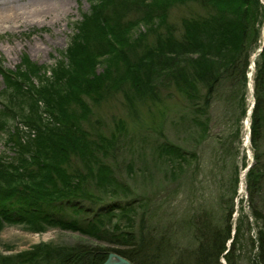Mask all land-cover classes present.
<instances>
[{"label": "trees", "instance_id": "trees-1", "mask_svg": "<svg viewBox=\"0 0 264 264\" xmlns=\"http://www.w3.org/2000/svg\"><path fill=\"white\" fill-rule=\"evenodd\" d=\"M151 6L155 10L142 17L149 29L135 39L129 37L134 22L123 16V24L112 26L103 3L92 7L67 51L75 70L62 71L55 81L28 86L25 73L0 66L6 82L3 95L10 100V105L0 103V131L6 132L11 151L10 156L0 155V226L23 224L31 231L56 226L105 243L36 248L1 264H101L108 252L132 264H222L220 258L225 264H239L243 226L248 223L243 206L236 222L231 200L220 224L205 213L188 219L184 225L191 228L192 248L175 247L171 242L175 233L153 232L137 210V204L143 208L145 201L130 197L131 188L110 164L121 130L118 126L108 135L94 130L86 98L98 104L111 93H121L130 112L136 113L137 100L163 106L176 94L186 103L188 121L198 138L207 135L210 111L218 100L232 107L241 121L250 106L248 73L251 57L261 46L264 4L261 0H162ZM172 8L186 11L176 16L170 13ZM137 11L139 5L131 12ZM102 56L107 57L100 60ZM100 62L104 68L95 73ZM119 66L121 73L115 72ZM251 86L253 164L245 174V185L250 215L263 226L251 264H264V150H259L264 146V46L254 59ZM10 117L18 118L22 127L9 125ZM155 150L170 168L179 165L177 159L185 160L181 148L163 137ZM73 159L78 165L71 164Z\"/></svg>", "mask_w": 264, "mask_h": 264}, {"label": "rangeland", "instance_id": "rangeland-1", "mask_svg": "<svg viewBox=\"0 0 264 264\" xmlns=\"http://www.w3.org/2000/svg\"><path fill=\"white\" fill-rule=\"evenodd\" d=\"M53 1L54 7L51 6L48 12L38 13L23 5L14 10H4L0 0V66L12 73H25L28 76V86L30 83L38 86L46 81H55L62 71L71 69L72 73L75 70V63L69 59L67 51L78 33L79 23L85 15L91 14L92 7L96 4H104L106 19L109 23L111 21L112 26L123 24V16L126 17L124 20L134 22L129 37L135 39L139 33L149 29L143 18L145 19L150 9L155 10V6L151 5L159 4L162 0ZM261 1L264 4V0ZM148 4L149 10L145 8ZM135 5H139V11L132 13ZM142 10L145 11L141 12ZM171 10L170 13H177L176 16L186 11H176L175 8ZM92 26L93 22L90 28ZM152 32H149V40L154 38ZM263 37L264 25L262 40ZM104 57L107 56L99 59ZM135 57L137 56L134 55ZM103 68L104 64L100 62L96 64L94 71L99 73ZM122 71V66L115 69L117 73ZM5 86L6 82L0 74V103L10 105L8 96L3 95ZM110 95L98 104H93L86 98L92 110L90 123L94 130L104 135L116 132L119 126V141L112 151L114 159L110 160V164L131 188L130 197H141L145 201L143 208L137 204V210L139 213L143 212L148 227L160 235L177 234L171 240L175 247L192 248L194 241L191 228L189 230L184 225L185 222L205 213L220 224L225 207L231 200L232 220L236 222L238 208L243 206L248 222L243 226V234L241 233L242 255L239 264H251V257L257 251L259 229H263V226L261 221H255L250 215L245 175L241 181L243 171L250 159H253L247 115L237 121L238 113L223 100H218L210 111L211 121L207 135L198 138L188 121L189 110L185 107L186 103L176 94L170 96L163 106H156L147 100H137L136 113L130 112L121 93ZM249 102L251 103V98ZM15 110L18 116L17 108ZM8 121L9 125L22 127L16 117H10ZM84 127L89 128L86 124ZM6 136V132L0 131L2 156L11 155ZM162 137L181 148L185 160L182 162L183 159H177L179 165L170 168L157 154L155 145ZM259 150L262 152L264 146ZM71 164L75 166L78 162L73 159ZM235 171H238V180L233 195ZM110 196L103 197L110 199ZM139 224L135 216V225ZM231 240L232 238L226 243ZM77 243L89 246L105 244L80 232L63 230L56 226L31 231L23 224L3 223L0 226V264L6 258V262H10V258L35 251L36 248L47 251ZM40 250L38 252H43ZM220 261L225 264L224 258H220Z\"/></svg>", "mask_w": 264, "mask_h": 264}, {"label": "bare ground", "instance_id": "bare-ground-1", "mask_svg": "<svg viewBox=\"0 0 264 264\" xmlns=\"http://www.w3.org/2000/svg\"><path fill=\"white\" fill-rule=\"evenodd\" d=\"M53 0H2V7L4 10H14L17 7L23 5L27 6L28 8H31V10L38 12V13H44L48 12L49 8L54 7L53 6ZM253 96V95H252ZM250 94V98L252 97ZM241 181H243L241 177Z\"/></svg>", "mask_w": 264, "mask_h": 264}, {"label": "water", "instance_id": "water-1", "mask_svg": "<svg viewBox=\"0 0 264 264\" xmlns=\"http://www.w3.org/2000/svg\"><path fill=\"white\" fill-rule=\"evenodd\" d=\"M263 46H264V37H263L261 46L257 49V51L261 50ZM255 56H256V52L252 55V58H251L250 73H249V75L251 74V71L253 70V67H254V58H255ZM249 91H250V94L252 96V87H251V84L250 83H249ZM253 104H254V98L252 96L251 97V105H250V108H249V110L247 112V126H249V115L251 113V107L253 106ZM252 162H253V159L251 158L250 159V163L247 165V167L243 171V174L241 175V177H242L243 180H244L245 172L251 166ZM101 264H132V263L130 261H128L126 258L118 255L117 253L108 252L107 257L105 258V260Z\"/></svg>", "mask_w": 264, "mask_h": 264}]
</instances>
